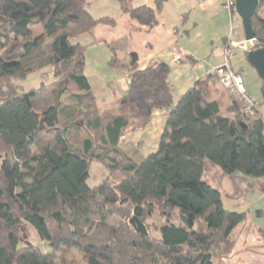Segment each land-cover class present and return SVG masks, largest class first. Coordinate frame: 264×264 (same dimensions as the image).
I'll list each match as a JSON object with an SVG mask.
<instances>
[{"label": "trees", "instance_id": "16d2710c", "mask_svg": "<svg viewBox=\"0 0 264 264\" xmlns=\"http://www.w3.org/2000/svg\"><path fill=\"white\" fill-rule=\"evenodd\" d=\"M112 1L148 27L164 2ZM88 9L87 0H0V264H59L72 251L83 264H215L247 252L235 240L245 214L225 209L203 174L210 162L228 175L264 177L260 110L248 119L231 104L224 116L211 96L215 74L173 105L169 68L157 61L143 70L133 62L126 94L98 105L85 75L88 47L78 40L115 21ZM251 26L253 49L264 48V0ZM47 67L50 83L19 91ZM159 109L167 114L157 149L137 162L119 142ZM93 163L107 176L89 187ZM117 173L123 178L111 182ZM31 232L48 251L29 241ZM252 237L264 248V226Z\"/></svg>", "mask_w": 264, "mask_h": 264}, {"label": "crops", "instance_id": "0c3cea01", "mask_svg": "<svg viewBox=\"0 0 264 264\" xmlns=\"http://www.w3.org/2000/svg\"><path fill=\"white\" fill-rule=\"evenodd\" d=\"M111 2L108 1L105 8L100 7L96 16L91 15L95 19L110 17L114 19L115 26L97 25L89 35L91 39H87L89 40L87 47L93 48V52H96L97 48L98 52H103L105 58H108L110 51L116 53L123 45L122 57L129 60V63H125L106 80L95 71L93 78L90 79L85 72L98 105L108 104L126 94L129 88V68L133 62L137 69L143 70L154 61L168 66L172 103L176 104L180 96L197 80L214 74L215 68L221 63V54L227 41L230 24L232 23L234 27L238 17L229 16L223 7V0H164L160 10L155 14L156 24L148 27L132 20L120 10L116 2L112 0ZM155 2L156 0H131L129 5L132 8L143 5L152 7ZM237 35L238 31L235 36ZM101 46L103 51H99ZM215 51L218 53L214 54ZM115 61L118 63L119 60L115 57ZM234 70L242 74L240 68ZM210 91L212 99L219 104L224 116H229L227 114L229 105L233 104L236 108L237 104L239 105L233 95L218 84L216 78L211 80ZM254 100L259 105L263 101L260 97ZM166 114L165 110H155L151 122L145 129L126 133L121 138L120 148L127 154L130 147L148 154L155 152ZM148 150L149 152H146ZM238 246L237 243L236 248ZM236 255L239 259L243 258L241 259L243 264H250L252 260L249 253L247 257L243 252ZM236 255L232 259H235ZM230 259H224L217 264H232Z\"/></svg>", "mask_w": 264, "mask_h": 264}, {"label": "rangeland", "instance_id": "374dc122", "mask_svg": "<svg viewBox=\"0 0 264 264\" xmlns=\"http://www.w3.org/2000/svg\"><path fill=\"white\" fill-rule=\"evenodd\" d=\"M87 1L89 2L90 6L88 10L93 16H96L97 10L100 7L105 8V5H107L108 1L112 3L111 0ZM39 27L40 26L33 25L31 27V30H33V32H37ZM234 28L237 29L238 35L234 36L233 40H243V29L241 21L238 17L234 22ZM89 38L91 39V36H85L80 38L78 41L83 45H88L89 40L87 39ZM117 46L118 44L115 45V48ZM99 49V51H103L102 46ZM123 49L124 46L122 45L121 50L117 51L116 49V53H112V51H110L109 57L105 58V54H103V52H98L97 48H95L96 52H93V48L88 47L85 57L86 75L90 79H92L95 71L103 78V80L109 79L111 75L121 69L125 63H129V60H126V58L123 59L122 57L121 51ZM217 53L215 51L214 54ZM243 53L244 52H242V50L236 51L235 56L231 59V66L233 68L241 69L247 94L253 96L254 99H258L259 97L261 98V81L258 78L255 70L247 63L245 57L243 56ZM115 57L119 60L118 63L115 61ZM109 61H113L111 66L108 63ZM51 81V67H47L42 69L41 71L29 74L27 79L20 83L19 91L27 92L30 89L37 88L42 84H48ZM237 108L240 110V105L237 104ZM259 109L264 119V101L260 103ZM127 150L128 154L137 162H139L146 156V154H148L144 153V151L142 150L137 151L136 148L132 149L131 147ZM150 151L152 152L151 149ZM146 152H149V150ZM213 168L216 170H212ZM101 173H103L105 177L107 176V173L104 174L103 168L99 164L93 163L89 169V178L87 180V185L89 187L96 186L103 179V175H101ZM121 178H123V176L120 173H117L115 176H112L110 180L113 183H117ZM203 180L221 193L222 203L225 209L233 212L244 213L246 216L243 231L240 232V235H236L235 237V240L239 245L236 250L241 251V249L243 250L248 247L249 250L252 251L248 250L247 252H243V254L245 253L246 256L249 253V257L252 259L250 264H264V248L258 247V245L256 246V243L253 239L254 237H252L255 235L256 228L264 226V177L255 179L243 176L240 173L228 175L223 173L218 167L211 164L210 162H205ZM152 222L156 223L157 225L161 223L158 216H154V218H152ZM154 236H158V234H155ZM246 236H248V239L250 238V236L252 238L251 242L249 240H246V242L249 244L243 243V239H247ZM29 241L40 248L42 251H48L46 244L38 241L35 232H31ZM261 244L263 245V243ZM235 257V259L231 258L229 260L232 264L244 263H242L241 260L243 258H237V255ZM80 258L81 256L76 251H72L68 256H64V258L59 260L58 262L59 264H68V261L72 259L75 264H83ZM215 264H217V262H215Z\"/></svg>", "mask_w": 264, "mask_h": 264}, {"label": "built area", "instance_id": "2783aa9c", "mask_svg": "<svg viewBox=\"0 0 264 264\" xmlns=\"http://www.w3.org/2000/svg\"><path fill=\"white\" fill-rule=\"evenodd\" d=\"M223 7L232 18L235 13V0H223ZM237 30L230 24L227 41L222 50L221 63L214 70L215 77L219 85L228 91L240 105L241 114L250 119L259 113V104L246 92L242 74L238 73L231 66V59L235 56L237 50L248 52L253 47V41L246 42L234 41L233 37Z\"/></svg>", "mask_w": 264, "mask_h": 264}, {"label": "water", "instance_id": "95a60500", "mask_svg": "<svg viewBox=\"0 0 264 264\" xmlns=\"http://www.w3.org/2000/svg\"><path fill=\"white\" fill-rule=\"evenodd\" d=\"M259 0H235V13L241 21L244 40L253 41V47L247 52V63L255 70L262 82V96L264 99V48L253 49L257 42L251 26V17L258 7Z\"/></svg>", "mask_w": 264, "mask_h": 264}]
</instances>
